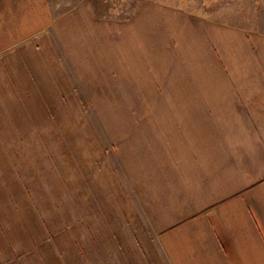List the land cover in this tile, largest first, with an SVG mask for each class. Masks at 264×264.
I'll return each instance as SVG.
<instances>
[{
    "label": "crops",
    "instance_id": "0c3cea01",
    "mask_svg": "<svg viewBox=\"0 0 264 264\" xmlns=\"http://www.w3.org/2000/svg\"><path fill=\"white\" fill-rule=\"evenodd\" d=\"M133 1L100 15L95 0L57 14L48 0H0V264H57L49 223L3 165L33 109H78L82 89L147 197L156 238L127 191L139 264H264V32L207 6Z\"/></svg>",
    "mask_w": 264,
    "mask_h": 264
},
{
    "label": "rangeland",
    "instance_id": "374dc122",
    "mask_svg": "<svg viewBox=\"0 0 264 264\" xmlns=\"http://www.w3.org/2000/svg\"><path fill=\"white\" fill-rule=\"evenodd\" d=\"M48 1L51 12L57 14L81 0ZM95 1L100 15L129 13L134 5L133 0ZM162 1L185 8L211 7L213 11L228 13L227 19L233 23L264 32V0ZM65 67L74 87L80 89L70 64ZM82 90L78 109L75 101H60L59 108L45 112V116L37 108L31 111L29 121H34V126H30V132L26 126L20 133L16 163L3 165V171L14 173L21 191L26 190L36 219L49 223L50 253L58 256L54 263L139 264L143 250L133 236L138 228L128 224L133 218L127 212V191L139 210L135 214L137 223L156 238L146 212L147 197H140L131 187L103 122ZM103 103L98 101L102 108ZM28 111L19 110L25 122ZM60 247L65 254L59 260L56 249L59 251ZM159 252L162 254L161 249ZM141 264L147 263L142 260Z\"/></svg>",
    "mask_w": 264,
    "mask_h": 264
}]
</instances>
